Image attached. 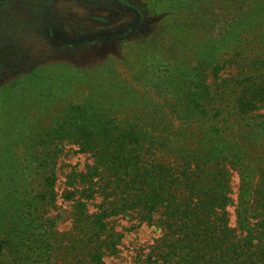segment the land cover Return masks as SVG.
<instances>
[{
    "label": "trees",
    "instance_id": "obj_1",
    "mask_svg": "<svg viewBox=\"0 0 264 264\" xmlns=\"http://www.w3.org/2000/svg\"><path fill=\"white\" fill-rule=\"evenodd\" d=\"M141 7L147 31L118 34L115 54L49 69L43 106L20 98L42 71L0 90V264H59L49 213L65 143L91 162L66 178L77 234L63 264H105L112 217L160 230L143 264H264V0Z\"/></svg>",
    "mask_w": 264,
    "mask_h": 264
},
{
    "label": "rangeland",
    "instance_id": "obj_2",
    "mask_svg": "<svg viewBox=\"0 0 264 264\" xmlns=\"http://www.w3.org/2000/svg\"><path fill=\"white\" fill-rule=\"evenodd\" d=\"M142 3L143 0H0V90L16 79L42 71L41 77H31L29 85L23 84L30 89L36 81L34 97L26 94L25 98H20L31 104L32 109L43 106L45 92L52 85L51 78L48 79L52 77L49 69L62 68L64 63L94 64L100 58L116 53L115 46L119 41L116 36L126 29L134 26L122 36L126 39L130 36L138 38L147 31V20L153 16L141 20L133 10L141 11ZM16 98L19 96L13 97ZM23 105L27 104L23 102ZM59 108L57 104L49 106L41 119L43 123L53 120ZM5 111L0 114L3 116ZM33 117L31 115L29 119L33 121ZM6 119L9 116L4 117ZM77 150L76 146L65 143L55 166L57 200L49 214L61 241L57 250L59 264L64 263V247L77 234L71 217L73 200L65 199L69 189L66 178L72 171H82L91 162L88 155ZM238 183V176L233 173L231 205L227 208L231 228L236 227L234 209ZM96 203H88L89 214L95 212L93 205ZM108 222L119 237L114 239L113 253L104 256V263L143 264L142 260L150 245L160 236V230L146 224L138 227L135 220L127 217H112Z\"/></svg>",
    "mask_w": 264,
    "mask_h": 264
}]
</instances>
